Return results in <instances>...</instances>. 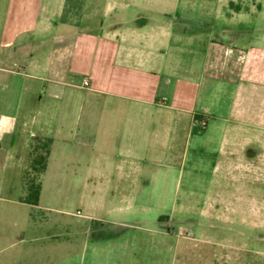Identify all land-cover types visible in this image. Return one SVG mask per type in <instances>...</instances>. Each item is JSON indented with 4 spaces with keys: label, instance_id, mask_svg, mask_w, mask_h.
<instances>
[{
    "label": "crops",
    "instance_id": "0c3cea01",
    "mask_svg": "<svg viewBox=\"0 0 264 264\" xmlns=\"http://www.w3.org/2000/svg\"><path fill=\"white\" fill-rule=\"evenodd\" d=\"M182 3L9 5L0 23V156L27 151L21 184L26 168L45 158L32 156L34 140L48 139L41 176L77 168L85 185H97L86 188L90 197H120L128 201L120 211L129 210L149 177L162 182L165 167L185 163L193 136L228 135L250 113L264 117V43L253 37L263 32L261 19L254 27L245 19H171Z\"/></svg>",
    "mask_w": 264,
    "mask_h": 264
},
{
    "label": "rangeland",
    "instance_id": "374dc122",
    "mask_svg": "<svg viewBox=\"0 0 264 264\" xmlns=\"http://www.w3.org/2000/svg\"><path fill=\"white\" fill-rule=\"evenodd\" d=\"M17 2L0 0V23ZM182 4L171 19H245L247 26L261 19L264 28V0ZM262 33L253 37L264 43ZM259 114L231 125L228 135L209 129L193 136L185 163L165 167L162 182L149 177L123 211L128 201L120 197H90L86 188L97 185H85L77 168H48L41 176L28 166L21 184L27 151L17 160L1 154L0 264H264V117ZM71 157L78 162L77 154ZM32 178L34 184L43 182L38 206L25 202Z\"/></svg>",
    "mask_w": 264,
    "mask_h": 264
},
{
    "label": "trees",
    "instance_id": "16d2710c",
    "mask_svg": "<svg viewBox=\"0 0 264 264\" xmlns=\"http://www.w3.org/2000/svg\"><path fill=\"white\" fill-rule=\"evenodd\" d=\"M50 145L51 140H42L35 139L32 144V156H34L38 152H43L45 154V158L43 163L40 166H33L34 169H39L40 173H44L47 168V161L50 153ZM34 178L31 179V183L28 184L26 191L28 192V196L26 197L25 202L30 205H38L42 183L41 181L38 184H34Z\"/></svg>",
    "mask_w": 264,
    "mask_h": 264
},
{
    "label": "built area",
    "instance_id": "2783aa9c",
    "mask_svg": "<svg viewBox=\"0 0 264 264\" xmlns=\"http://www.w3.org/2000/svg\"><path fill=\"white\" fill-rule=\"evenodd\" d=\"M89 82L85 81V86H88ZM203 126H205V124H203Z\"/></svg>",
    "mask_w": 264,
    "mask_h": 264
}]
</instances>
